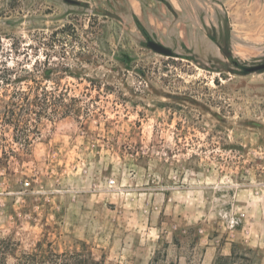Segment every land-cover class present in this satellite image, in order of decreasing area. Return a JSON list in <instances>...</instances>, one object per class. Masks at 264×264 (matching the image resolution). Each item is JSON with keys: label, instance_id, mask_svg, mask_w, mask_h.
<instances>
[{"label": "rangeland", "instance_id": "1", "mask_svg": "<svg viewBox=\"0 0 264 264\" xmlns=\"http://www.w3.org/2000/svg\"><path fill=\"white\" fill-rule=\"evenodd\" d=\"M76 1L0 0V73L23 80H0V238L16 256L84 242L105 264L165 245L176 264H264V71L238 66L264 64V0Z\"/></svg>", "mask_w": 264, "mask_h": 264}, {"label": "trees", "instance_id": "2", "mask_svg": "<svg viewBox=\"0 0 264 264\" xmlns=\"http://www.w3.org/2000/svg\"><path fill=\"white\" fill-rule=\"evenodd\" d=\"M160 1L165 2L164 0ZM137 23L142 25L138 19ZM24 71L26 73L24 79L28 80L32 74L29 70ZM12 75H15V69L5 68L2 74L0 73L1 82L8 86L16 82L23 81L17 76L13 80ZM27 88L32 90L33 86L27 84ZM19 95L22 100L26 101V104L32 105L29 99V94L26 91L12 94L10 101L6 104V112L3 115L4 122L8 125L13 124L14 121V111L11 106H15L16 102L13 101L12 98ZM43 96L44 98L41 99L39 94L36 93L34 97V102H39V106L41 107L40 111L36 113L38 120L43 115H47L48 113L46 111V109H48V99L46 98L48 96V92H46L45 89H43ZM63 96H66V94L64 93ZM72 100L77 101L75 98H72ZM63 113L68 114L70 113V110L66 109ZM14 247L15 244L12 240L0 238V264H105L103 259L96 258L91 248L84 242H77L76 245L64 249L55 247L52 242H39L32 251L24 252L19 256L14 254ZM167 248L168 245H165L164 250H156L154 257L149 264H176L172 261L167 262ZM12 257L13 261L11 260Z\"/></svg>", "mask_w": 264, "mask_h": 264}, {"label": "water", "instance_id": "3", "mask_svg": "<svg viewBox=\"0 0 264 264\" xmlns=\"http://www.w3.org/2000/svg\"><path fill=\"white\" fill-rule=\"evenodd\" d=\"M68 4L71 5H78L79 2L76 0H65ZM139 29L141 30V32L143 33V35L145 36L146 40H147V47L152 50L153 52L162 55V56H166V57H177V54L169 47L165 46L162 43H159L157 41H155L149 34L148 32L145 30L144 27H142V25H140L139 23H137ZM238 65V64H237ZM239 68L243 71V73L245 75L248 74H253L256 72H263L264 71V64H259V65H255V66H240L238 65Z\"/></svg>", "mask_w": 264, "mask_h": 264}, {"label": "crops", "instance_id": "4", "mask_svg": "<svg viewBox=\"0 0 264 264\" xmlns=\"http://www.w3.org/2000/svg\"><path fill=\"white\" fill-rule=\"evenodd\" d=\"M167 3H169L170 5H172V7H174V4H173V1L172 0H167ZM176 8H174V10H175ZM162 10L164 11V14H165V16L168 18L169 16H170V14L172 15V13H171V11H169L168 9H167V7L164 5L163 6V8H162ZM175 11H178V10H175ZM143 12V11H142ZM138 17H139V19L141 20V22L143 23V25L149 30V31H151L152 33H154L157 37H161L160 35H161V33H160V28H159V25H160V23H158V21H156V20H154L153 22H149V23H147L144 19H143V13H142V15L141 16H139V13L137 12V14H136ZM169 19V18H168ZM184 20H186V19H184ZM184 23H185V21H183ZM193 24H191V30L190 31H192L191 33L189 32V34L187 33V31H184L183 29H176V31H174V33H175V35L177 36V37H179V38H182V39H184V40H186L187 39V36H193L194 35V32L197 34V35H199L200 34V30H199V28H200V25H201V20L198 18L197 20H193V22H192ZM181 34H183V35H181ZM160 42L162 43V44H165V45H169L170 43L169 42H167V41H164L163 40V38H161L160 39Z\"/></svg>", "mask_w": 264, "mask_h": 264}, {"label": "flooded vegetation", "instance_id": "5", "mask_svg": "<svg viewBox=\"0 0 264 264\" xmlns=\"http://www.w3.org/2000/svg\"><path fill=\"white\" fill-rule=\"evenodd\" d=\"M185 5H187V6H186V12L183 13V15H182V21H185V23L188 24L189 21H190L189 19H190V12H191V9H190V5L188 6L187 3H185ZM185 18H186L187 20H184Z\"/></svg>", "mask_w": 264, "mask_h": 264}, {"label": "built area", "instance_id": "6", "mask_svg": "<svg viewBox=\"0 0 264 264\" xmlns=\"http://www.w3.org/2000/svg\"><path fill=\"white\" fill-rule=\"evenodd\" d=\"M112 183V182H111Z\"/></svg>", "mask_w": 264, "mask_h": 264}]
</instances>
